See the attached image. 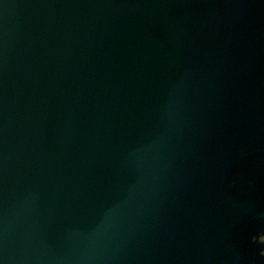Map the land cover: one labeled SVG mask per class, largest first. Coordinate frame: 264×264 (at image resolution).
<instances>
[{
	"label": "water",
	"instance_id": "1",
	"mask_svg": "<svg viewBox=\"0 0 264 264\" xmlns=\"http://www.w3.org/2000/svg\"><path fill=\"white\" fill-rule=\"evenodd\" d=\"M0 264H264V0H0Z\"/></svg>",
	"mask_w": 264,
	"mask_h": 264
}]
</instances>
